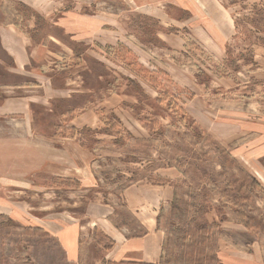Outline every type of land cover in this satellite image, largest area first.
Instances as JSON below:
<instances>
[{
	"label": "rangeland",
	"instance_id": "1",
	"mask_svg": "<svg viewBox=\"0 0 264 264\" xmlns=\"http://www.w3.org/2000/svg\"><path fill=\"white\" fill-rule=\"evenodd\" d=\"M0 26L15 28L5 45L33 59V74L70 91L40 98L30 145L3 137L27 128L8 113L24 103L0 106V264H68L47 227L95 220L101 202L129 221L121 188L141 181L177 194L161 214L164 264H190L197 240L200 264H216L224 237L258 243L264 261V194L248 204L250 228L224 191L245 173L264 186V154L240 153L264 151V0H0ZM204 130L237 160L223 163Z\"/></svg>",
	"mask_w": 264,
	"mask_h": 264
},
{
	"label": "crops",
	"instance_id": "2",
	"mask_svg": "<svg viewBox=\"0 0 264 264\" xmlns=\"http://www.w3.org/2000/svg\"><path fill=\"white\" fill-rule=\"evenodd\" d=\"M0 27L7 31V33L0 31V106L22 105L23 102L25 111L20 109L8 113L23 114L21 120L27 125V128L23 130L19 128L15 131L13 136L10 132L3 137H14L15 139L24 137L23 143L17 140L15 143L30 145L32 140L37 141V130L34 129L33 122L38 120L37 107L43 105L40 98L47 94H53L45 102L51 106L55 99L70 91L55 85L52 75L47 74L44 69L41 70V67H38L39 72L47 84L41 81L42 78L33 74L34 69H37L33 67L36 65L33 59L30 60L31 57L29 58L27 55L15 53L16 48H10L9 44L5 45V42L14 39L15 28L12 26ZM19 35L24 38L20 33ZM43 47V45L33 43L30 39L29 44L25 45V52H31L34 48L41 50L39 51L41 63L44 59L42 50H45ZM24 59H28V61L24 62ZM21 68L26 70L22 71ZM67 97L70 98L69 95ZM195 117L198 118L197 114ZM76 120L68 121L69 125L75 126L73 123ZM204 131L233 159L237 160L234 155L235 149L231 150L225 147L211 132ZM258 131L261 132L260 135H264L261 128ZM259 132L253 131V136H257ZM240 150H236V152ZM260 150L261 153H259ZM25 153H29V150H25ZM240 153L256 158L259 154H264V151L262 149L257 151L241 150ZM30 159L31 157H25V168L29 167ZM17 166L22 165L17 163ZM256 178L254 180L263 188V184L259 181L261 177ZM73 179L82 183L79 176H75ZM174 194V187L168 183L156 185L144 181L137 182L129 185L120 193L121 206L129 221L123 220L122 217L119 218L118 212L112 206L101 202L102 206L108 210L105 208H102L103 210L96 209L95 220H87L84 224L80 222L63 224L61 230L50 227H47L46 230L53 233L64 260L68 264H164L166 234L159 225V218L165 208L171 205ZM257 244L254 242L246 249L238 243L230 242L226 237L220 238L213 260L216 264H264L261 248Z\"/></svg>",
	"mask_w": 264,
	"mask_h": 264
},
{
	"label": "trees",
	"instance_id": "3",
	"mask_svg": "<svg viewBox=\"0 0 264 264\" xmlns=\"http://www.w3.org/2000/svg\"><path fill=\"white\" fill-rule=\"evenodd\" d=\"M214 147L216 149V152H218L220 155L225 157L224 158L225 160L223 163H230V162L233 163V159H231L232 157L228 154V152L224 148L218 145ZM223 163H220L219 167H223L224 165ZM241 175L244 181L241 182V188H239V190H235V188H232L233 182L231 184L227 182L225 184L224 191L227 189L233 192L232 199H233V202H235L233 205L237 209L234 214L236 215V218L239 222L244 223L245 226L251 228L253 225L252 221H254V216H252V214H247V209L249 208L248 204L253 205L254 203H252V200L256 199L258 195L260 196V193L264 194V189L259 185L257 181H255L253 178L248 176L246 173L244 175L243 174ZM128 186L129 185L123 186L121 190H124ZM262 197L264 200V195H262ZM172 204H175V205L177 204L176 191L174 194ZM161 218L162 217L160 216L159 225L162 227L163 219ZM197 241H199L198 244L194 243V249H195L194 251H196V253L192 254V259L190 261V264H200L201 262L205 261L206 256H208L207 254H204V252L206 251L205 242H203L204 240L203 241L197 240Z\"/></svg>",
	"mask_w": 264,
	"mask_h": 264
}]
</instances>
